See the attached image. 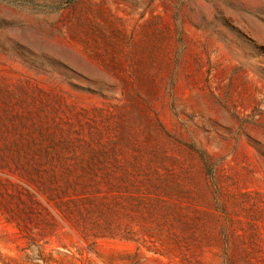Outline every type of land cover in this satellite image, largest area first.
<instances>
[{"label":"rangeland","instance_id":"1","mask_svg":"<svg viewBox=\"0 0 264 264\" xmlns=\"http://www.w3.org/2000/svg\"><path fill=\"white\" fill-rule=\"evenodd\" d=\"M0 264H264V0H0Z\"/></svg>","mask_w":264,"mask_h":264}]
</instances>
